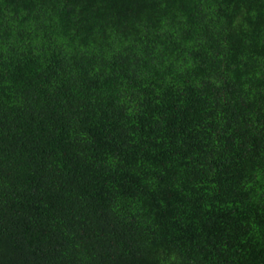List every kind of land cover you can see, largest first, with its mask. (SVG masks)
<instances>
[{"label": "trees", "instance_id": "obj_1", "mask_svg": "<svg viewBox=\"0 0 264 264\" xmlns=\"http://www.w3.org/2000/svg\"><path fill=\"white\" fill-rule=\"evenodd\" d=\"M0 264H264V0H0Z\"/></svg>", "mask_w": 264, "mask_h": 264}]
</instances>
